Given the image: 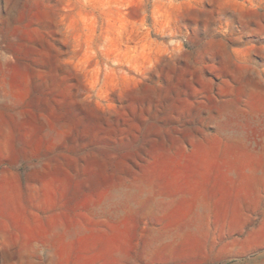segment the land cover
Segmentation results:
<instances>
[{"label":"rangeland","instance_id":"rangeland-1","mask_svg":"<svg viewBox=\"0 0 264 264\" xmlns=\"http://www.w3.org/2000/svg\"><path fill=\"white\" fill-rule=\"evenodd\" d=\"M0 264H264V0H0Z\"/></svg>","mask_w":264,"mask_h":264},{"label":"bare ground","instance_id":"bare-ground-1","mask_svg":"<svg viewBox=\"0 0 264 264\" xmlns=\"http://www.w3.org/2000/svg\"><path fill=\"white\" fill-rule=\"evenodd\" d=\"M5 148V147H4ZM10 149H12L13 150V148H14V150H15V147H14V145L13 144H10V147H9ZM16 150H17V147H16Z\"/></svg>","mask_w":264,"mask_h":264}]
</instances>
